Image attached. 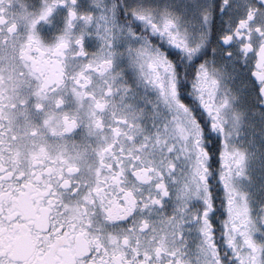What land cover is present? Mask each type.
I'll use <instances>...</instances> for the list:
<instances>
[{
  "label": "snow or ice",
  "instance_id": "6c2138e0",
  "mask_svg": "<svg viewBox=\"0 0 264 264\" xmlns=\"http://www.w3.org/2000/svg\"><path fill=\"white\" fill-rule=\"evenodd\" d=\"M0 264H264V0H0Z\"/></svg>",
  "mask_w": 264,
  "mask_h": 264
}]
</instances>
